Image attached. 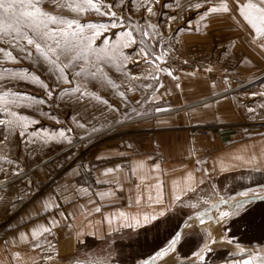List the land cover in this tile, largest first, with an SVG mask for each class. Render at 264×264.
Listing matches in <instances>:
<instances>
[{
  "label": "crops",
  "instance_id": "obj_1",
  "mask_svg": "<svg viewBox=\"0 0 264 264\" xmlns=\"http://www.w3.org/2000/svg\"><path fill=\"white\" fill-rule=\"evenodd\" d=\"M206 7L198 9L184 32L193 40L184 52L191 59H209L213 44L207 39L214 31L228 33L221 26L223 18L229 22V15L207 13ZM214 22L221 25L214 27ZM232 88L199 76L186 75L179 82L175 77L163 90L173 105L155 115L154 146L145 153L103 160L89 172L88 166L75 169L34 196L0 234V264H114L116 240L166 221L192 198L208 192L210 201L189 212L193 218L195 213L208 212L199 215L203 220L212 213L209 220L181 232L174 252L153 259L140 257L134 263L242 264L255 257L253 264H264V244L240 243L228 233L227 226L244 209L234 212L235 204L218 208L222 196L253 186L264 173V120H260L264 117L258 104L254 108L246 104L247 92ZM250 109L252 118L247 120ZM195 127L211 132L196 134ZM87 172L88 180L83 181ZM176 196L181 199L177 201ZM223 211L230 215L218 223ZM145 216L157 218L145 222ZM42 227L51 231L33 239L32 230ZM22 233L27 241L21 239ZM206 244L211 251L203 253L201 262L194 253ZM219 251L228 255L213 260Z\"/></svg>",
  "mask_w": 264,
  "mask_h": 264
},
{
  "label": "rangeland",
  "instance_id": "obj_2",
  "mask_svg": "<svg viewBox=\"0 0 264 264\" xmlns=\"http://www.w3.org/2000/svg\"><path fill=\"white\" fill-rule=\"evenodd\" d=\"M221 2L222 0H213L216 5ZM226 2L231 11L223 13V15H229V22L226 24L223 18L221 27L223 30L228 29V33H215L214 31L211 40L207 39V43L212 41L213 44L212 53L209 54L210 58L198 59L209 60L226 67L229 71L228 80L224 84L214 85H232V89L239 87L238 92H247L246 104H249L250 108H254L258 104L261 116L264 117V48L260 46L258 40L254 39L255 30L247 25V21L236 8L235 0H226ZM242 2H246V0H242ZM103 3H114L115 6L112 10L116 11L125 21L122 27H117L106 33L112 43L119 39L121 31L136 29L133 36L137 43L122 50L128 57V60L125 61L126 68L122 67L118 71L114 66L104 65V71L108 77L120 86L118 89L91 80L87 78L86 73L80 77L72 78L71 85L58 84L55 75L48 70L49 65L43 62L36 64L34 57L25 58L18 49L0 42V47L12 51L13 55L19 59L18 63L4 60L3 54L0 53V69L26 70L29 73H35L53 90V96L49 98L39 84L30 82L31 77L19 81L11 79L7 73H3L5 79L0 80V94L5 91L20 94V98L8 97L9 101H16L15 104L7 105L9 110L15 111L18 115L29 117L31 121H36L28 124V127L24 129L23 136L20 135L19 127L9 129L6 126H0V182L13 180L9 185L0 188V222H2L0 234L8 228L10 220L16 212L26 207L34 196L50 188L66 174H70L78 168H86V166H88L86 170L89 172L95 164L122 154L134 155L147 152L148 148L154 146L153 142L156 137V118L158 116L155 115L173 105V101L163 95V90L175 81V77L179 82L186 75L199 76L185 74L179 79L175 61L179 57L188 58L184 56V52L188 50L189 42H193V40H190L191 38L184 32L189 30L190 23L198 12V10H192L189 5L202 3V0H160L159 4H155L153 7L156 14L151 16L146 12V7L141 6L142 0H103ZM42 6L46 11L55 15L74 17V14L66 8L59 9L51 4L50 0H42ZM206 6L204 5L202 8ZM220 14L215 13L214 15ZM170 17H176V19L171 20ZM79 19L81 23H108L111 18L89 13ZM149 23L157 25V28H148ZM220 25V23L214 22V27ZM139 29H144L149 35L143 36ZM113 32L116 33L115 36H113ZM157 32L159 35L156 34ZM141 39L144 40V44L139 43ZM102 40L103 37L98 38L94 45L97 51L105 47ZM142 49L145 53H151L149 59L152 60L161 53L164 55L160 61L148 64L144 62L141 55ZM91 59L95 61V57H91ZM80 66L85 70L92 68V65L85 61H81ZM78 70L79 67L73 69V71ZM169 72L172 73L171 76L168 75ZM132 76L141 78L131 80ZM145 76L147 79H144ZM199 77L207 80L203 76ZM76 86H79L82 92L94 94V96L81 97L74 91ZM129 88L132 90L129 91ZM119 92H124V97H121ZM95 96L100 97V100L95 99ZM40 100H44V103L40 104ZM105 100L107 103L102 102ZM4 107V103L0 102V109ZM256 110L257 108L253 110V113ZM248 112L245 114L247 117L245 119L251 120L252 110ZM8 119L11 117L0 111V120ZM61 132L64 133L63 137L60 135ZM71 145L74 146L60 153ZM46 158L51 159L42 164ZM88 172L83 173V181L88 180ZM14 173H19V175ZM258 177L253 186L232 190L231 194L222 196L221 199L230 203L231 197L234 195L264 187V175ZM210 195L211 193L208 192L198 198H192L188 205L185 204L178 209L153 233H149L153 239H155L153 236L157 235L156 239L158 237L163 241V246L159 250L167 247L176 233L183 235L181 232L189 228L186 225L201 223L199 219L191 217L189 211L193 207L190 205L199 206L208 203ZM251 197L246 200H236L234 204L240 201L244 203V207L234 209V212L243 209L245 211L256 201L250 199ZM262 197L264 199V195ZM218 202L219 200L215 203L218 204ZM220 206L225 205L218 204V208ZM211 214L203 221L209 220ZM137 238V235H133L115 241L114 254L116 253L115 259L117 260L114 264H136L131 261L135 260L138 252L132 251L129 245L138 240ZM234 239L237 241L236 238ZM194 240L197 241L198 237ZM146 248L144 250L148 251L149 247ZM156 252L144 259H150L152 256L157 257L158 253L156 254ZM220 255L226 256L228 252L214 253L212 259H217Z\"/></svg>",
  "mask_w": 264,
  "mask_h": 264
},
{
  "label": "snow or ice",
  "instance_id": "obj_3",
  "mask_svg": "<svg viewBox=\"0 0 264 264\" xmlns=\"http://www.w3.org/2000/svg\"><path fill=\"white\" fill-rule=\"evenodd\" d=\"M160 0H142L141 6L146 7V12L148 15H155L153 7L155 4H159ZM50 3L55 5L59 9H67L74 14L73 18H68L63 15H55L49 11H46L42 6V0H0V42L7 43L11 48L18 49L20 53L24 54L25 58H33L34 63L40 64L41 62L49 65V71L53 73L56 77V82L63 84H72V78L80 77L82 75H87V78L100 82L105 86H109L118 89L120 86L116 85L112 81L107 73L104 71V65H110L116 67L118 71L121 68H126L125 61L128 57L123 53V49L129 48L136 44L137 41L133 36L132 31H121L119 34V39L115 43H112L110 38L106 35L107 32L116 29L117 27H122L125 21L113 11V4L103 3V0H50ZM236 8L240 14L247 21V25H250L252 29L255 30L254 39L260 42V46L264 48V0H235ZM204 5H207L205 11L207 13H229L231 11L229 4L226 0H222L219 5L213 3V0H202V3L190 4L189 7L192 10L201 9ZM89 13H95L101 17H110L108 23L102 22H87L81 23L80 17L87 15ZM169 19L175 20L176 17H170ZM148 28L156 29L157 25L149 23ZM143 36H148L149 33L144 31V29H139ZM159 35V32L156 33ZM116 33L113 32V36ZM103 37L102 43L105 45L103 49L97 51L94 46L98 38ZM140 44H144V40L139 41ZM0 53L3 54V59L19 62L17 56L13 55V52L0 47ZM141 55L145 63L152 64L155 61H160L164 55L155 56L154 60L149 59L151 53H145L141 50ZM95 57V61L91 59ZM85 61L92 65V68L85 70L80 66V62ZM138 63L139 61H135ZM186 63V62H185ZM79 67L78 71H73ZM163 71L164 69H160ZM211 71V69H207ZM3 73H7L8 77L11 79L24 81L31 77L30 82L39 84L41 88L44 89L46 95L49 98L53 96V90L49 84L41 80L40 76L35 73H29L26 70L22 71H11L7 68L0 69V80L5 79ZM169 76L172 75L171 72L168 73ZM141 77L132 76L131 80H138ZM155 79V77H153ZM147 79V76L144 77ZM129 91L132 89L129 88ZM76 93L80 96L93 95L87 92H82L79 86L74 88ZM121 97H124V92L118 93ZM9 96H15L20 98L19 93L5 91L0 94V102H3L5 107L0 109L11 119L0 120V126H6L9 129L13 127H19L21 129L20 135H24V129L28 127L29 123H35L36 121H31L29 117L18 115L15 111L9 110L7 105L9 103L15 104L16 101H9ZM95 99L100 100V97L95 96ZM107 103V101H102ZM40 104L44 103V100L39 101ZM83 127V125H80ZM70 131V130H69ZM60 135L63 137L64 133L61 132ZM66 138V137H65ZM7 139V137H5ZM70 142V141H69ZM109 172L112 170L109 169ZM19 175V173H14ZM194 191V189H190ZM241 196H248L247 192L240 193ZM258 194H253L251 199L257 198ZM175 199L179 201L180 196H176ZM226 203V201H221ZM191 207H196V205H190ZM215 207V205H213ZM234 209H240L244 207V203L237 201L233 206ZM96 211H100L96 208ZM165 213L161 211L159 215L163 216ZM123 215V214H121ZM207 215V213H205ZM229 212H220V220L228 217ZM157 217L152 216L149 218L145 216L143 219L145 222L155 220ZM191 219V217H190ZM197 219L203 223V218L197 216ZM57 222H53L55 226ZM139 224V221H137ZM131 226V225H129ZM190 227V225H186ZM51 231L49 227H42L40 229L32 230V238L35 240L39 239V236L44 233ZM21 239L27 241L28 237L25 234H21ZM181 234L176 233L171 239L168 247L163 251L159 252L157 255L160 257L166 256L169 252L175 251V246L180 242ZM215 241H213L214 243ZM36 247H40L37 243ZM211 249L206 244L199 252L194 253V256L201 262L204 261L203 253L209 252ZM255 257L243 260L242 264H253Z\"/></svg>",
  "mask_w": 264,
  "mask_h": 264
},
{
  "label": "trees",
  "instance_id": "obj_4",
  "mask_svg": "<svg viewBox=\"0 0 264 264\" xmlns=\"http://www.w3.org/2000/svg\"><path fill=\"white\" fill-rule=\"evenodd\" d=\"M260 175H264V173ZM164 222H158L156 225L138 233V240L129 245L132 251L138 252L135 259L147 258L163 246V241L159 240L158 237L156 239L157 235L153 234L155 240L149 233H153ZM228 229L229 235L236 238L240 243L264 244V199L254 201L243 213L233 218L228 225ZM146 247H149L148 251L144 250ZM131 263H134V261H131Z\"/></svg>",
  "mask_w": 264,
  "mask_h": 264
},
{
  "label": "built area",
  "instance_id": "obj_5",
  "mask_svg": "<svg viewBox=\"0 0 264 264\" xmlns=\"http://www.w3.org/2000/svg\"><path fill=\"white\" fill-rule=\"evenodd\" d=\"M175 69L179 79L182 75L192 74L205 77L211 84H224L229 78V71L226 67L204 59L179 57L175 61ZM207 69H211V71ZM194 132L196 134L208 135L211 131L210 128L195 127ZM259 195H264V192Z\"/></svg>",
  "mask_w": 264,
  "mask_h": 264
},
{
  "label": "bare ground",
  "instance_id": "obj_6",
  "mask_svg": "<svg viewBox=\"0 0 264 264\" xmlns=\"http://www.w3.org/2000/svg\"><path fill=\"white\" fill-rule=\"evenodd\" d=\"M238 88H239V87H236V88H234V89H232V90H237ZM73 146H74V145H71V146L65 148V149L62 150L60 153L66 151V150H68V149H70V148L73 147ZM50 159H51V158H46L45 160H43L42 164L45 163V162L50 161ZM12 181H13L12 179L1 181V182H0V188H1V187H4V186H6V185H9ZM246 192L249 194L248 196H239V197L236 198V200H246V199H248L249 197L253 196L254 193L259 195V194H261V193L264 192V187H258V188H255V189H252V190H250V191H246ZM1 224H2V222H0V225H1Z\"/></svg>",
  "mask_w": 264,
  "mask_h": 264
},
{
  "label": "water",
  "instance_id": "obj_7",
  "mask_svg": "<svg viewBox=\"0 0 264 264\" xmlns=\"http://www.w3.org/2000/svg\"><path fill=\"white\" fill-rule=\"evenodd\" d=\"M241 193H242V192H241ZM239 196H241L240 193L237 194V195H235L233 198H231V200H230L231 202H230V203H222V205H225V206H231V205H233V204L235 203V201H236V198L239 197ZM262 196H263V195H257V198L252 199V200L254 201V200H258V199H263ZM250 199H251V198H250ZM205 213H208V212H205ZM205 213H203V212H198V213H195L193 216L203 215V214H205ZM167 247H168V246H167ZM167 247H165L164 249H166ZM164 249H161V250L157 251L156 254L159 253V252H161V251H163ZM153 258H154V256L151 257V259H153Z\"/></svg>",
  "mask_w": 264,
  "mask_h": 264
}]
</instances>
